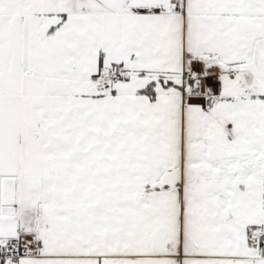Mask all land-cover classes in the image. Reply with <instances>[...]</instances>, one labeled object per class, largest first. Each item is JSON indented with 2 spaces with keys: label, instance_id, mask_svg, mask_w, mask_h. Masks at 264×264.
Here are the masks:
<instances>
[{
  "label": "snow or ice",
  "instance_id": "6c2138e0",
  "mask_svg": "<svg viewBox=\"0 0 264 264\" xmlns=\"http://www.w3.org/2000/svg\"><path fill=\"white\" fill-rule=\"evenodd\" d=\"M0 264H264V0H0Z\"/></svg>",
  "mask_w": 264,
  "mask_h": 264
}]
</instances>
